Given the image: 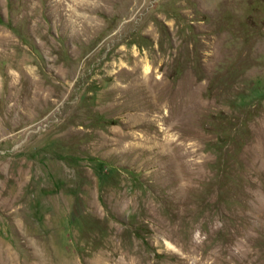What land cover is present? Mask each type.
<instances>
[{
    "label": "rangeland",
    "instance_id": "374dc122",
    "mask_svg": "<svg viewBox=\"0 0 264 264\" xmlns=\"http://www.w3.org/2000/svg\"><path fill=\"white\" fill-rule=\"evenodd\" d=\"M0 264H264V0H0Z\"/></svg>",
    "mask_w": 264,
    "mask_h": 264
}]
</instances>
